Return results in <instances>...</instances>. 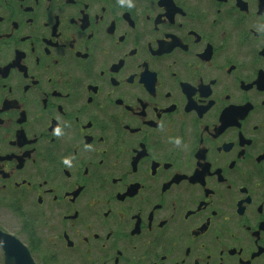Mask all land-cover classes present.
Segmentation results:
<instances>
[{"label": "flooded vegetation", "instance_id": "flooded-vegetation-1", "mask_svg": "<svg viewBox=\"0 0 264 264\" xmlns=\"http://www.w3.org/2000/svg\"><path fill=\"white\" fill-rule=\"evenodd\" d=\"M0 231L25 264H264V0H0Z\"/></svg>", "mask_w": 264, "mask_h": 264}, {"label": "water", "instance_id": "water-1", "mask_svg": "<svg viewBox=\"0 0 264 264\" xmlns=\"http://www.w3.org/2000/svg\"><path fill=\"white\" fill-rule=\"evenodd\" d=\"M16 241L15 237L0 231V245L5 249L6 264H25V249Z\"/></svg>", "mask_w": 264, "mask_h": 264}]
</instances>
